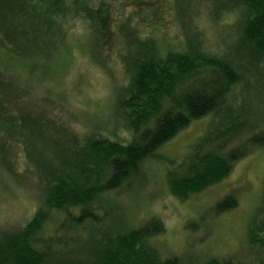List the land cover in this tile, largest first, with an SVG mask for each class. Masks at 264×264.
Wrapping results in <instances>:
<instances>
[{
	"label": "trees",
	"instance_id": "16d2710c",
	"mask_svg": "<svg viewBox=\"0 0 264 264\" xmlns=\"http://www.w3.org/2000/svg\"><path fill=\"white\" fill-rule=\"evenodd\" d=\"M44 2L49 5L41 8ZM90 5V0H0V188L12 184L3 177L8 165L3 155L19 149L40 189L27 223L0 232V264H187L180 256L163 257L152 243L165 230L161 219L136 228L108 225L107 214L100 213L102 200L206 116L211 120L205 134L167 172L176 197L186 200L223 181L237 162L264 149V0H168L181 27L179 39L166 26L148 21L143 27L130 15L116 24L115 55L126 80L116 86L115 110L126 140L97 125L74 132L30 101L32 95L46 96L39 87L51 83L76 42L106 69L112 26L98 20ZM202 6L218 22L233 19L223 27L221 51L210 48L196 27ZM35 15L46 20L34 23ZM79 19L83 36L71 38ZM237 206L233 192L213 210L222 214ZM249 240L264 251V207ZM206 264L241 263L214 257ZM256 264H264V257Z\"/></svg>",
	"mask_w": 264,
	"mask_h": 264
},
{
	"label": "rangeland",
	"instance_id": "374dc122",
	"mask_svg": "<svg viewBox=\"0 0 264 264\" xmlns=\"http://www.w3.org/2000/svg\"><path fill=\"white\" fill-rule=\"evenodd\" d=\"M167 1L90 0V7L96 12L98 20L112 26L108 34L110 40L106 54L109 53L110 57L107 56L106 69L92 61L76 42L74 52L64 58L51 83L39 87V91L45 92L46 96H30L35 110L79 134L97 125L104 133L126 140L127 131L115 110L116 86H123L126 80L115 55L119 39L115 26L130 15L135 21H141L143 27H148V21L166 26L164 31L170 33L173 39H179L182 36L181 27L177 25ZM45 3L49 5L44 2L40 3V7L43 8ZM44 20L46 17L35 15L32 22ZM195 20L207 45L221 51L225 38L223 27L229 26L233 19L225 16L218 22L209 7L202 6ZM83 33L81 20L73 22L71 38H80ZM72 41L75 44V40ZM3 50L8 52L6 47ZM15 73L23 76L18 71ZM210 120L211 116H206L192 122L161 147L155 159L143 164L138 177L103 198L100 213L107 214L105 224L127 228L140 227L154 217L161 219L165 230L152 237L151 241L165 258L180 256L187 264H206L214 257L241 264H256L264 257V251L250 244L249 233L264 207V149H255L235 164L226 179L192 194L186 200L173 195L167 183V172L172 163L191 151L205 134ZM51 150L56 148L52 146ZM5 156L4 162L8 165L4 166L6 173L3 177L12 180V184L7 182L6 188L3 185L0 188V232L27 223L37 208L36 196L40 190L36 175L26 166L19 149L9 151ZM233 192L238 197V206L216 214L213 208L218 200Z\"/></svg>",
	"mask_w": 264,
	"mask_h": 264
}]
</instances>
